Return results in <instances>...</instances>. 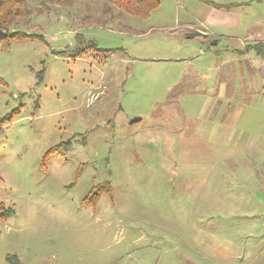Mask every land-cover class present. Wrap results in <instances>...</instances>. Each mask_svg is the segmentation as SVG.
<instances>
[{"label": "rangeland", "instance_id": "1", "mask_svg": "<svg viewBox=\"0 0 264 264\" xmlns=\"http://www.w3.org/2000/svg\"><path fill=\"white\" fill-rule=\"evenodd\" d=\"M25 1L12 30L37 38L0 46V200L15 211L0 264H264V134L242 122L228 144L229 102L210 91L222 44L188 37L206 2L232 0H161L147 19Z\"/></svg>", "mask_w": 264, "mask_h": 264}, {"label": "crops", "instance_id": "2", "mask_svg": "<svg viewBox=\"0 0 264 264\" xmlns=\"http://www.w3.org/2000/svg\"><path fill=\"white\" fill-rule=\"evenodd\" d=\"M206 4L207 13L200 20V24L195 26V32L188 37L210 40L215 43L211 46L222 44L225 59H220L221 51H215L209 58L218 61L216 65L209 67L210 71L216 72L210 83V91L216 99L221 96L229 102L225 117L229 119L233 130L230 132L232 136L228 144L237 149L239 144L231 142L238 133L237 127L240 123L252 127L257 138L264 134V55H259L254 50L247 51V48L254 45H264V15H250L246 8L251 4L242 0L229 2V5L235 6L230 9L220 7L223 4H215L213 1ZM199 42L206 47L205 41ZM199 72L197 68L194 75L199 77ZM238 102L242 104L236 108L234 105ZM238 134L240 135L237 140L244 137L246 130L243 129Z\"/></svg>", "mask_w": 264, "mask_h": 264}, {"label": "trees", "instance_id": "3", "mask_svg": "<svg viewBox=\"0 0 264 264\" xmlns=\"http://www.w3.org/2000/svg\"><path fill=\"white\" fill-rule=\"evenodd\" d=\"M119 8L124 13L147 19L150 15L159 8L161 0H104ZM234 5L220 6L230 9ZM31 18V10L28 8L25 0H0V46L3 48L9 47L12 42L25 38H37L35 35L13 31V27L17 26L20 21L29 22ZM254 50L259 55H264V45H254L247 48ZM109 52V51H108ZM80 54V53H78ZM6 118L4 120H9ZM15 214L13 208L7 206L0 200V223L8 221ZM9 264H22L17 256H8Z\"/></svg>", "mask_w": 264, "mask_h": 264}, {"label": "water", "instance_id": "4", "mask_svg": "<svg viewBox=\"0 0 264 264\" xmlns=\"http://www.w3.org/2000/svg\"><path fill=\"white\" fill-rule=\"evenodd\" d=\"M198 35H202V34H198ZM141 120V118H135V119H133L131 122L132 123H135V122H139Z\"/></svg>", "mask_w": 264, "mask_h": 264}]
</instances>
